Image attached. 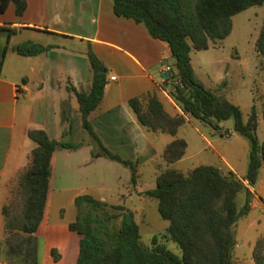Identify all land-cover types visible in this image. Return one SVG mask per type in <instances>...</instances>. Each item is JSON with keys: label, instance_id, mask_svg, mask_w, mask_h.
<instances>
[{"label": "trees", "instance_id": "1", "mask_svg": "<svg viewBox=\"0 0 264 264\" xmlns=\"http://www.w3.org/2000/svg\"><path fill=\"white\" fill-rule=\"evenodd\" d=\"M19 15L25 0H0V11L8 3ZM264 0H111L112 12L141 23L147 33L167 43L174 69L162 77L163 87L181 112L169 114L154 89L127 97L126 104L136 121L145 129L174 134L185 116L220 128L219 121L230 117L232 129L248 141L247 162L243 176L231 169L210 163H199L186 172L171 166L184 152L185 140L175 136L168 140L160 156L164 166L156 163L154 185L143 193L156 199L159 215L167 221L161 237L176 243L179 253L171 251L151 235L148 247L139 242L138 225L131 210L121 203H108L89 193L73 197L75 216L67 227L76 231L78 249L75 264H231L234 245L232 224L249 209L252 185L258 169L264 165V139L255 134L258 119L264 120V98L256 108L252 103L242 119L239 107L224 93L206 85L194 74L190 63L191 49L206 48L210 41L224 37L230 30V16L246 6ZM13 31L8 26H0ZM254 48L264 53V11L253 40ZM53 44L31 40L16 43L20 54H36ZM84 55L89 71L87 91L67 85L76 97L80 124L91 140V157L102 155L126 166L132 184L136 181L137 159L123 157L106 147L87 119L99 102L106 82V66L86 40ZM221 83V82H220ZM26 135L34 141L27 163L18 171L9 187V197L1 207L4 236L1 256L12 264H38L36 227L42 216L50 155L56 146L76 147L49 137L42 128H28ZM241 191L243 199L235 205L234 196ZM111 208V209H109ZM117 220V221H116ZM52 259L58 254L53 247ZM254 264H264V233L255 237L249 254Z\"/></svg>", "mask_w": 264, "mask_h": 264}, {"label": "crops", "instance_id": "2", "mask_svg": "<svg viewBox=\"0 0 264 264\" xmlns=\"http://www.w3.org/2000/svg\"><path fill=\"white\" fill-rule=\"evenodd\" d=\"M25 1L26 5L21 14L15 15L12 12L13 15H10L8 12L4 16L5 9L11 4L9 2L5 9L0 11V26L30 28L62 37H79L80 40H88L94 53L106 66V82L101 99L87 114L91 126L109 149L121 152L123 146L131 145L137 154L134 158L138 163L158 156L161 161L157 160L156 163L163 167L164 162L160 152L168 140L178 136L175 135L177 129L173 135L145 129L136 121L133 112L126 104V99L131 95L154 89L163 108L169 114L181 112L160 85L162 72L174 69L167 43L150 36L141 23L135 22L130 17L115 15L112 12L111 0H80L81 7L83 1L87 3L91 1L94 6L91 17L94 27L90 35H80L67 27H61L68 26L72 17L82 23L81 15L73 11L74 0H51V3L49 0ZM29 1L33 4L35 12L30 17H26ZM15 16H20L22 19L17 20ZM10 35L5 28L0 27V202L3 203L8 198L13 178L27 163L28 153L35 144L26 135V129L42 128L51 138L78 142L76 147L56 146L51 152L42 216L35 230L37 237L51 236L52 242L48 241L47 247L56 250L57 258L52 259L51 255L50 257L54 262H58L65 255L64 242L59 235L57 236V231L62 228L60 224L59 226L55 223L49 224L46 216L48 194L53 187V171L57 162L65 166L69 162L68 166L75 170L82 167L98 168L102 165L112 167L116 164L112 159L102 155L90 156L91 140L80 124L76 97L72 90L66 88L67 85H71L77 90H88L89 71L86 58L71 49H65L60 43H41L53 44V46L36 54H20L13 48L16 43H9ZM154 66H157L160 75L158 78L149 69ZM109 75H113L114 78L109 79ZM184 116L185 121L190 122L192 117ZM259 119L264 121L261 117ZM155 138L160 140V151L152 146L151 140ZM185 148L183 154L173 161L171 166L180 170L175 163L185 157ZM222 162L223 165L216 166L221 169L229 168L237 176H243L245 170L237 173L224 158ZM156 172L155 167V174ZM260 174L264 175V165L258 169L257 176L259 177ZM98 182L99 185L103 184L101 179H98ZM253 184L249 186L251 191L249 209L239 217L244 219L247 225L251 222L249 217L253 211L264 210V187L254 189ZM76 194L79 192L75 191L72 198ZM258 220L260 217L257 222ZM67 229L74 235L73 264H75L79 234L68 227ZM262 233H264L263 229L257 230L252 239ZM65 235L69 234L65 233ZM3 236L2 213H0V264H12L1 256ZM234 241L233 247L238 246L239 243L235 238Z\"/></svg>", "mask_w": 264, "mask_h": 264}, {"label": "rangeland", "instance_id": "3", "mask_svg": "<svg viewBox=\"0 0 264 264\" xmlns=\"http://www.w3.org/2000/svg\"><path fill=\"white\" fill-rule=\"evenodd\" d=\"M51 2L49 0V3ZM82 5L81 7L80 0H74L73 11L81 15L82 23L80 24L77 22L78 19L72 17L68 26L61 27H67L80 35H90L94 27L91 19L94 6L91 1L88 3L83 1ZM263 11L264 3L244 7L230 16L231 27L224 37L210 41L206 48L189 51L194 74L204 85L224 93L235 103L241 111L242 119H245L252 103L258 108L264 98V53L258 52L253 44ZM8 12L13 15L12 4L5 9L3 15L5 16ZM34 12L33 4L30 2L26 17H30ZM15 19L22 18L15 16ZM10 34L9 43H18L23 40L60 43L65 49H71L86 58L84 55L86 41L80 40L79 37H62L17 26L13 27ZM149 69L156 78L160 76L157 66ZM218 124L220 128L215 130L207 122L193 117L190 122L185 121L180 124L175 135L183 137L186 141V155L180 162L175 163V166L181 171H186L199 163L223 165L222 158H224L237 173H242L247 162V138L232 129L230 117L219 121ZM255 134L258 139H264V121L261 119H258ZM151 143L154 149L161 150L159 138L152 139ZM121 149V152L117 153L123 157L135 159L137 154L131 145L123 146ZM157 160L161 161L158 156L150 157L137 164L135 184L130 182L128 168L114 160L116 165L112 167L102 165L98 168L82 167L77 170L71 169L68 166L69 162L67 166L57 162L53 171V187L48 194L46 216L49 224L55 223L58 226L60 224L62 228L57 231V236L59 235L64 242L65 255L60 261L54 262L47 247L48 241L52 242L51 236L37 237L38 264H73L74 235L65 227V224L75 216L72 198L75 191L86 192L96 198L103 197L108 203H121L131 210L133 219L138 225L139 242L148 247L151 235L163 232L167 224L157 211L156 199L143 193L144 189L154 185ZM98 179L103 180V184L99 185ZM256 180L253 184L254 189L264 187V175L260 174ZM242 199L243 193L238 191L234 196L235 205L239 206ZM3 203L0 202V213ZM259 217L260 220L257 222ZM249 220L251 222L247 225L244 219L239 218L231 226L233 236L239 243L232 248L231 264H254L249 256L254 239L252 236L259 229L264 231V210L253 211ZM158 236L167 248L179 253V248L174 241Z\"/></svg>", "mask_w": 264, "mask_h": 264}, {"label": "built area", "instance_id": "4", "mask_svg": "<svg viewBox=\"0 0 264 264\" xmlns=\"http://www.w3.org/2000/svg\"><path fill=\"white\" fill-rule=\"evenodd\" d=\"M109 79H113L114 78V76L113 75H109V77H108ZM242 181L244 182V184L246 185V186H250L248 183H247V181L245 180V179H242Z\"/></svg>", "mask_w": 264, "mask_h": 264}, {"label": "water", "instance_id": "5", "mask_svg": "<svg viewBox=\"0 0 264 264\" xmlns=\"http://www.w3.org/2000/svg\"><path fill=\"white\" fill-rule=\"evenodd\" d=\"M162 75H163V76H166V75H167V72H162Z\"/></svg>", "mask_w": 264, "mask_h": 264}]
</instances>
